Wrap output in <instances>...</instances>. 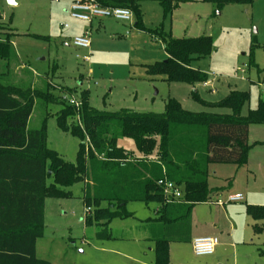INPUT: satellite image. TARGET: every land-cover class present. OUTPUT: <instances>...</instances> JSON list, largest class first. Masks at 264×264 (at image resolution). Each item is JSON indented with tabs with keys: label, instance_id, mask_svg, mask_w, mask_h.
Returning <instances> with one entry per match:
<instances>
[{
	"label": "rangeland",
	"instance_id": "374dc122",
	"mask_svg": "<svg viewBox=\"0 0 264 264\" xmlns=\"http://www.w3.org/2000/svg\"><path fill=\"white\" fill-rule=\"evenodd\" d=\"M72 1L0 0V33H14L11 41L16 54L6 82L40 92L48 82L69 104L72 97L80 100L81 92L89 90L92 106L108 112L164 113L168 100L174 98L188 111L227 114L231 108L207 106L193 93L205 101L219 102L238 90L250 95L241 110V115L247 116L264 100V0L222 9L204 0H137L139 13L133 11V24L104 18L100 26L101 19H95L93 28L66 11ZM170 3L174 7L168 13ZM138 21L142 29L135 26ZM86 29L91 30V48L76 47L74 38ZM160 31L179 38L213 37L212 54L191 63L209 74L208 84L194 87L148 72V64L168 57L154 34ZM252 57L258 67L251 65ZM23 64L26 68L20 66ZM0 71H6L3 60ZM67 89L75 93H67ZM62 107L37 100L29 127L36 129L46 123L48 147L75 162L81 141L59 128L56 114ZM249 143L245 166L210 164L209 185L219 191L192 212L193 235L216 225L222 229L223 234L217 233L221 245L216 254L197 256L191 242L173 241L169 264H264V220L258 222L263 230L256 232L247 212L248 202L264 206V124L250 126ZM118 145L140 156L133 139L121 137ZM84 189L85 183L77 182L68 188L72 197L47 198L37 257L51 264H155L151 236L158 229L166 231L159 220V204L129 203L127 210L133 216L115 218L109 225L110 239L100 240L95 236L97 227L86 225ZM235 192H241L246 200L219 206L218 200L224 203Z\"/></svg>",
	"mask_w": 264,
	"mask_h": 264
},
{
	"label": "trees",
	"instance_id": "16d2710c",
	"mask_svg": "<svg viewBox=\"0 0 264 264\" xmlns=\"http://www.w3.org/2000/svg\"><path fill=\"white\" fill-rule=\"evenodd\" d=\"M96 1L139 13L137 0ZM204 1L218 9L254 2ZM173 7L170 3L167 12ZM135 26L143 28L140 21ZM154 34L164 44L168 57L148 64L150 74L194 87L209 81V74L191 63L212 54L211 35L179 38L163 31ZM11 35L0 33V60L6 67V71H0V264H51L37 257V241L44 234L46 200L72 197L68 188L77 182L85 183L84 204L91 209L85 216L86 225L97 227L95 236L100 240L110 239L109 225L115 218L133 216L127 210L129 203L159 204V220L166 231L152 234L155 264H169L171 242L190 241L194 207L208 202L219 191L209 185L210 164L243 167L248 163L249 129L252 124H264V100L247 116H242L241 110L250 95L238 90L219 102L205 101L196 91L193 93L207 106L231 108L227 114L188 111L174 98L168 100L164 113L108 112L93 107L86 90L79 97L80 107H76L56 95L48 82L44 92L6 82L16 58ZM251 65L258 67L254 57ZM67 93L75 91L67 89ZM37 100L63 105L56 114L58 126L81 141L75 162L48 147L46 123L36 129L29 127ZM121 137L133 139L140 156L119 146ZM161 180L182 191L179 201L167 196L166 186L158 184ZM247 212L255 231L261 232L263 227L258 222L264 220V206L247 204Z\"/></svg>",
	"mask_w": 264,
	"mask_h": 264
},
{
	"label": "built area",
	"instance_id": "2783aa9c",
	"mask_svg": "<svg viewBox=\"0 0 264 264\" xmlns=\"http://www.w3.org/2000/svg\"><path fill=\"white\" fill-rule=\"evenodd\" d=\"M67 12L74 19L82 20L87 23H92L95 19L102 18H114L119 21L132 23L133 11L125 7H108L103 6L98 3L96 0H74ZM68 27V25H65ZM73 44L76 47L90 49L91 47V30L86 29L82 35H78L74 38ZM87 60H90V57H86ZM72 105L80 107L81 102L76 97L70 99ZM159 185H165V192L167 196L171 197L175 201H179L182 197V191L176 188L173 184L159 181ZM243 200L241 194H233L228 197L229 202H238ZM223 204L222 201L218 202ZM87 211L90 212L91 209L87 208ZM87 212V213H88ZM219 244V238L216 236H200L196 237L192 241L194 253L197 256H207L214 254L216 247Z\"/></svg>",
	"mask_w": 264,
	"mask_h": 264
},
{
	"label": "crops",
	"instance_id": "0c3cea01",
	"mask_svg": "<svg viewBox=\"0 0 264 264\" xmlns=\"http://www.w3.org/2000/svg\"><path fill=\"white\" fill-rule=\"evenodd\" d=\"M74 1V0H73ZM72 1V2H73ZM70 7V6H69ZM68 7V8H69ZM68 10V9H67ZM66 10V11H67ZM102 19H104V18H102ZM100 20L99 21V25L98 26H100V23H101V21H103V20ZM109 19V18H108ZM110 19H113L114 21H116V19H114V18H110ZM118 21V20H117ZM93 23H94V21L92 22V23H90V25H91V28H93ZM125 25V24H124ZM98 26L96 27V29H98ZM14 34V33H13ZM14 44V43H13ZM91 46H92V44H91ZM91 48V47H90ZM150 64H153V63H150ZM21 67H23V68H26V65H20ZM209 83V81L207 82V83H205V84H208ZM249 138H250V129H249ZM233 194H241L242 196H243V200H241V201H245L246 200V198H245V196L241 193V192H235V193H230L229 195H228V197L230 196V195H233ZM219 201H221V200H218L217 201V203L219 202ZM239 202V201H238ZM223 203V202H222ZM227 203H231V202H229L228 201V198H227V200L223 203V204H219V206H225ZM247 204H256L255 202H248ZM45 207H46V205H45ZM193 211H194V209H193ZM45 219H46V213H45ZM111 224V223H110ZM217 226L218 225H216L215 227H213V228H211V229H208V231H206V232H203V233H200V234H197V235H193L194 233H196V231H195V227H194V224H192V226H191V231H190V241H188V242H191L192 243V241H193V239L194 238H196V237H199V236H201V235H204V233H207V234H209L208 236H216V237H218L219 238V235L217 234V233H221V234H223V231H222V229H221V231H219L218 230V228H217ZM159 230V229H158ZM158 230H156V231H158ZM152 237V236H151ZM221 245V242H220V240H219V244H218V246H220ZM217 246V247H218ZM216 247V248H217ZM222 247V246H221ZM216 254V250H215V252H214V254H212V255H215Z\"/></svg>",
	"mask_w": 264,
	"mask_h": 264
}]
</instances>
